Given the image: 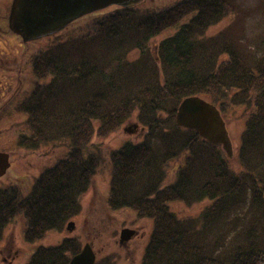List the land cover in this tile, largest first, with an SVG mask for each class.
I'll return each mask as SVG.
<instances>
[{
  "label": "trees",
  "instance_id": "1",
  "mask_svg": "<svg viewBox=\"0 0 264 264\" xmlns=\"http://www.w3.org/2000/svg\"><path fill=\"white\" fill-rule=\"evenodd\" d=\"M230 10L226 0L115 7L37 42L25 109L30 132L20 145L64 144L67 153L28 194L17 185L0 188V243L19 217L23 240L34 243L78 216L100 164L89 150L92 139L136 119L144 139L112 151L107 205L152 221L142 264H264V54L231 33L206 35ZM167 28L177 31L154 56L150 41ZM134 51L137 60L129 58ZM192 96L225 118L243 109L238 169L221 146L176 124L179 105ZM206 200L193 218L171 208ZM80 251L79 241L67 238L39 247L27 264H69Z\"/></svg>",
  "mask_w": 264,
  "mask_h": 264
},
{
  "label": "rangeland",
  "instance_id": "2",
  "mask_svg": "<svg viewBox=\"0 0 264 264\" xmlns=\"http://www.w3.org/2000/svg\"><path fill=\"white\" fill-rule=\"evenodd\" d=\"M178 1L180 0H146L143 5L145 7L153 5L156 8H162ZM226 1L230 4V13L220 23L212 26L206 35L212 37L221 32L231 33L238 43L246 42L254 49L259 47V54L264 53V0ZM113 9L111 7L101 12L112 11ZM174 30L167 28L150 41V48L154 56L156 55L155 49L157 44L165 39V37L171 36ZM67 35H62V38L67 37ZM12 43L11 45L8 44V53L3 56V59L10 60L9 62L11 63L22 61L21 58L27 54H33L34 48L38 44L33 42L30 46H26L25 49H20L17 47L20 42L17 45L15 42ZM139 57V51H134L129 54L131 60H137ZM17 73L19 72L15 71V66L4 71L3 76H0V86L4 85L6 90H8L9 85L10 88L18 86ZM242 110V108H237L234 113H229L226 118L227 127L235 150L234 158L231 160V165L235 169H238V164L235 159L238 156L241 135L245 128V119L242 117ZM16 117L19 119L18 116ZM16 121L17 119L13 118L5 120L1 123L0 130L9 128ZM135 123L136 119L130 120L115 132L105 137H94L92 139L89 150L99 156L100 164L89 192L82 197L81 213L74 219H71L75 223L74 230L70 232L65 227L59 231H51L37 242L29 244L23 240L24 221L22 217H19L7 225L4 230L3 240L0 243V264H26L30 256L39 247L56 246L65 237L76 238L81 248L86 243H91L99 264L104 261H107V263L109 261L110 264H141L152 234V221L149 219H140L135 212L127 209L120 211L111 210L107 205L112 174V151L119 149L129 141L139 142L144 139L145 130H142L140 126L133 133L124 130L125 128H130ZM16 128L17 125L10 135L0 137V150H8V142L10 139L8 137L13 135ZM66 153L67 149L64 144L55 150L49 147H43V150L38 155L17 152V156L20 158L23 157L24 160L19 161V158L15 161L12 160L13 166L7 174L8 177L0 179V188L17 185L22 194H28L39 175L45 169L53 166L58 160L65 157ZM172 167H175V164ZM170 175L174 179V171ZM208 204L207 200L192 206H187L183 203H174L171 205V208L180 218H193ZM124 228L135 229L138 232L135 239L125 246H121L119 244L120 233Z\"/></svg>",
  "mask_w": 264,
  "mask_h": 264
},
{
  "label": "water",
  "instance_id": "3",
  "mask_svg": "<svg viewBox=\"0 0 264 264\" xmlns=\"http://www.w3.org/2000/svg\"><path fill=\"white\" fill-rule=\"evenodd\" d=\"M142 0H14L10 27L24 40L37 39L56 33L74 21L111 6L131 7ZM178 126L196 130L210 143L221 145L228 157L233 156V145L226 122L219 109L199 97L185 99L176 113ZM9 167L8 156L0 154V176ZM135 234L124 229L121 243ZM69 264H95V253L87 244Z\"/></svg>",
  "mask_w": 264,
  "mask_h": 264
},
{
  "label": "flooded vegetation",
  "instance_id": "4",
  "mask_svg": "<svg viewBox=\"0 0 264 264\" xmlns=\"http://www.w3.org/2000/svg\"><path fill=\"white\" fill-rule=\"evenodd\" d=\"M12 4L13 0H0V76H3V72L7 69H11L12 66H15V71L19 72L17 73V76L15 75L18 79V86L10 88L9 85L8 90H6L4 85L0 86V125L5 120L11 118L17 119V121L9 128L0 130V137L3 135H10L13 132L12 130H14L17 125L13 135L8 137V139L10 138L8 142V150H0V152L8 153L10 157L12 156V158L9 159L10 168L8 173L11 171V167L13 166L12 160L15 161L18 158L19 161L24 160L23 157L20 158L17 156V152H26L27 154L38 155L39 152L43 150V147L38 150H33L26 149L20 145L23 133L27 134V132H30V129L26 126L27 116L25 109H27V101L33 92V63L31 61L33 57H31L32 54H27L21 58L22 61L11 63L9 62L10 60L3 59V56L8 53V44L11 45L13 44L12 42H15L16 45L20 42L17 47L25 49L26 46H30L34 41L24 40L10 29L9 17L12 10ZM13 73L15 74V72ZM16 116H18L19 119ZM7 174L3 178L8 177Z\"/></svg>",
  "mask_w": 264,
  "mask_h": 264
}]
</instances>
